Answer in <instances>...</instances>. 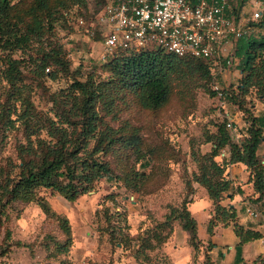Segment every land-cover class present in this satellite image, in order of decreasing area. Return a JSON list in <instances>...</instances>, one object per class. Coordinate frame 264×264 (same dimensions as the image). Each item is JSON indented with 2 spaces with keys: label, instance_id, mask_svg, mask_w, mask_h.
Returning <instances> with one entry per match:
<instances>
[{
  "label": "rangeland",
  "instance_id": "obj_1",
  "mask_svg": "<svg viewBox=\"0 0 264 264\" xmlns=\"http://www.w3.org/2000/svg\"><path fill=\"white\" fill-rule=\"evenodd\" d=\"M261 1L231 0V8L239 14L248 7L249 17ZM103 2L9 0L10 23L26 38L18 44L14 35L6 42L0 39V168L4 174L18 171L20 140L26 142L28 133L32 139L37 132L47 135L45 126L36 132L26 129L23 119L41 123L54 115H76L67 110L77 99L74 81L101 88L93 107L100 129L113 140L98 153L107 164L106 175L75 200L44 186L29 201L10 194L2 198L0 264H206V253L211 259V235L225 223L221 216L215 217L217 200L210 215L202 210L207 193L200 181L204 174L212 181H228L218 199L221 205L228 206L224 204L228 196L234 198L239 192L247 202L243 210L252 206L257 212L253 216L258 217L254 223H264V200L257 199L250 169L239 164L247 171L242 181L238 174L226 177L229 165L220 158L221 151L213 153L214 139L227 116L234 117L241 137L247 135L250 123L258 126L257 117L264 118V92L251 87L241 93L237 87L245 75L241 65L221 72L211 65L213 70L207 72L195 59L176 58L165 77V101L157 107L145 106L137 85L118 75L111 62L139 50L98 59L102 35L92 22ZM263 18L264 14L250 19L252 27L246 34L261 33L257 29L264 30ZM142 51L155 52L163 62L169 59L154 45ZM214 83L227 88L226 96L212 91ZM226 130L233 142L241 141L231 128ZM262 134L257 155L264 165V128ZM92 145L93 140L88 149ZM41 155L38 150L24 157L37 160ZM58 181L68 179L62 176ZM80 181L76 170L75 182ZM184 210L194 219L192 234L182 227L179 213ZM232 221L229 217L228 224ZM263 236L264 232L260 239ZM249 263L264 264V254Z\"/></svg>",
  "mask_w": 264,
  "mask_h": 264
},
{
  "label": "trees",
  "instance_id": "obj_2",
  "mask_svg": "<svg viewBox=\"0 0 264 264\" xmlns=\"http://www.w3.org/2000/svg\"><path fill=\"white\" fill-rule=\"evenodd\" d=\"M9 8V0H0V39L6 42L11 40L14 35L13 39L15 38L18 44L26 37L21 38L16 33L17 30L13 28V24L10 23ZM231 9L235 13L234 9ZM235 14L238 17V13ZM263 14L264 8L261 17ZM262 20L264 23V18ZM157 48L169 54L167 62H163L155 52L142 51L144 48L136 51L137 54L122 60L117 58L111 61L114 69H117L118 75L137 85L141 102L149 108L157 107L165 101L167 97L165 77L170 71L174 59H195L201 62L207 72H211V63L208 59L188 55L178 56L172 52H166L160 47ZM118 51L125 50L115 52ZM233 52L238 58L237 65H241L242 73L245 74L237 85L241 93L246 94L251 87H257L264 92V33H245L238 37L235 40ZM44 65L45 63L41 65L42 71ZM73 90V95L77 99L69 105L67 110L76 115H54V117H46L41 123L32 118L22 120L25 128L32 132H36L38 127L45 126L47 135L37 132L32 139L31 133H28L25 136L26 142L23 139L20 140L18 146L21 163L17 165L18 171L14 175L4 174L0 168V213L4 212L2 198L6 194H10L11 198L29 201L36 198L38 187L44 186L50 187L66 199L73 201L80 194L91 189L98 179L106 175L107 164L99 159L98 153L109 148L113 138L109 132L100 129L97 112L93 107V101L101 94V88L88 82L74 81ZM212 91L217 94L215 89ZM222 91L226 96L227 88H222ZM257 120L259 121L258 126L250 123L247 127V135L242 136L243 138L240 136L241 141L237 143L231 140L230 134L226 130L228 127L225 119L224 125L219 127L214 139L213 153L215 155L221 151L220 158L225 161L226 167L233 162L244 163L250 169L253 189L258 194L257 199L264 200V165L257 155V148L263 138L264 118L259 116ZM91 140H93V145L91 149H88ZM222 149H225V153H222ZM38 150L42 153L39 159H25L26 154L36 153ZM213 165L223 172L224 169L218 167L216 162L213 161ZM76 170L81 175L79 183L75 182ZM62 176H66L68 181L59 182L58 180ZM200 181L207 190L212 203L217 200L215 217L221 216L220 220L225 224H228L229 217L233 220L234 232L239 238L235 244V259L239 262L242 258V244L260 238L262 232L245 227L235 220L237 213L234 207L221 205L218 199L227 189L228 181L226 179L212 181L209 175L204 174ZM179 217L183 221V228H190V233L195 232L194 219L190 217L188 210L181 211ZM212 219H209L208 231L210 224L213 223ZM65 229L68 232L67 225ZM205 263L212 264L207 253L205 254Z\"/></svg>",
  "mask_w": 264,
  "mask_h": 264
},
{
  "label": "built area",
  "instance_id": "obj_3",
  "mask_svg": "<svg viewBox=\"0 0 264 264\" xmlns=\"http://www.w3.org/2000/svg\"><path fill=\"white\" fill-rule=\"evenodd\" d=\"M263 8L258 3L249 17H237L231 0H105L92 22L102 35L98 59L106 60L117 50L154 45L178 56L208 59L221 72L238 63L235 40L251 29L248 20L261 17ZM213 89L223 95L216 83ZM226 126L236 132V138L241 136L231 115ZM246 211L257 215L252 206Z\"/></svg>",
  "mask_w": 264,
  "mask_h": 264
},
{
  "label": "crops",
  "instance_id": "obj_4",
  "mask_svg": "<svg viewBox=\"0 0 264 264\" xmlns=\"http://www.w3.org/2000/svg\"><path fill=\"white\" fill-rule=\"evenodd\" d=\"M259 3H262L259 2ZM264 4V3H262ZM250 7V6H249ZM254 9V8H253ZM252 9V10H253ZM249 11L248 7H243L239 11V15L243 14L245 17L246 13ZM234 125L235 119L232 116ZM236 126V125H235ZM245 166L242 162H233L230 163L226 169L225 175L226 177L234 178L236 174L240 177L239 180H243L244 173H246L245 167H240V165ZM241 172V173H239ZM249 173V171H248ZM203 205L202 210L210 215L211 205L212 202L208 197L207 193L202 197ZM247 202L243 199L241 193H236L234 198L228 196V199L224 204H227L230 207H234L237 216L238 222L245 227L257 229L261 232H264V223H254L257 221L256 216L249 214L246 209L243 210V204ZM210 208V209H209ZM211 240L213 242V247L211 248V260L213 264H250L249 261L253 260L256 256L260 254H264V236L260 238H256L242 244V251H241V260L239 262L236 261V248L235 244L239 241L238 236L234 232L233 224H224L219 225L214 229V233L211 235ZM225 254L224 257H220L219 254ZM220 257V258H219ZM177 264H181L179 261H176Z\"/></svg>",
  "mask_w": 264,
  "mask_h": 264
}]
</instances>
